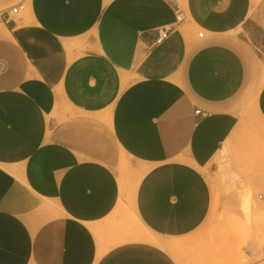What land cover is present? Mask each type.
Masks as SVG:
<instances>
[{
	"label": "crops",
	"instance_id": "0c3cea01",
	"mask_svg": "<svg viewBox=\"0 0 264 264\" xmlns=\"http://www.w3.org/2000/svg\"><path fill=\"white\" fill-rule=\"evenodd\" d=\"M0 12V264H178L129 237L128 207L160 242L193 234L224 148L216 182L242 188L227 200L264 186V161L242 170L251 143L264 151V86L249 111L243 48L264 59V0H0Z\"/></svg>",
	"mask_w": 264,
	"mask_h": 264
},
{
	"label": "rangeland",
	"instance_id": "374dc122",
	"mask_svg": "<svg viewBox=\"0 0 264 264\" xmlns=\"http://www.w3.org/2000/svg\"><path fill=\"white\" fill-rule=\"evenodd\" d=\"M251 54L256 59L251 65V77L255 88L250 90L248 97L245 98V103L250 104L248 109H251V94L264 86V59L254 51ZM250 140L252 141L251 138ZM245 153L246 158L243 161L245 166H242V170L244 169L251 176L258 175L256 173L259 163L264 161L260 160L258 156L261 155L264 158V151H259L257 144L251 143ZM228 161L229 158L226 155L222 159L221 166L216 159L213 161L217 166L218 173L213 176L216 190L210 215L197 231L181 240L185 243L184 248H180L176 254L169 252L178 264H264V200L259 199V195L264 197V186H257L255 182H251L247 186L253 196L249 211L250 225H248L244 214L240 211V198L231 200L225 198L224 190L242 189L237 188V183L233 184V180H239V176L232 175L230 184L227 186L224 184L223 187H220L221 183L216 182V180L225 178L224 172ZM235 161L242 162L241 159ZM205 171L209 179L211 177L209 167ZM122 173L123 177L125 174L127 178L135 176V173L131 174L130 171L122 170ZM237 194L239 196V193ZM126 215L129 217V226L137 228L129 207Z\"/></svg>",
	"mask_w": 264,
	"mask_h": 264
},
{
	"label": "bare ground",
	"instance_id": "6f19581e",
	"mask_svg": "<svg viewBox=\"0 0 264 264\" xmlns=\"http://www.w3.org/2000/svg\"><path fill=\"white\" fill-rule=\"evenodd\" d=\"M27 10L28 9L26 8V12H27ZM184 32H185V34H188L187 30H185ZM243 48L247 52V54L249 56H251L252 62L253 61L255 62L256 59L251 54L250 47H248L247 45H243ZM257 91L258 90H256L255 92H253V95L254 96L256 95V92ZM226 153L227 152H226V150L224 148L216 156L215 159L219 162V166H221L222 159L225 158ZM140 178H141V175L138 176V178L135 180L134 183L132 182L133 184H130L131 185L130 189L132 191V194L134 193L135 188H136V186H137ZM208 180H209V183H210V186H211V190L213 192V199H214V197H215V192L214 191L216 190L215 189V185H214V183L212 181H210V178ZM251 203H252V192H251L250 189H245L240 194V205L239 206H240V211L244 214L245 219H246V222H247L248 225H250L249 211L251 209ZM134 221H135V224H136L137 228L135 227L136 230L133 229V228L130 230L129 237L131 239L142 240V241H146V242H150V243H153V244L160 245L162 248H164L168 252L175 253V254H176V252L179 251L180 248H182V247L184 248L185 243L182 242V241H179V240H169V241H165V242H160L153 234H151L149 231H147L145 229V227L140 223V221H139L138 218L134 219ZM250 228H252V227H250Z\"/></svg>",
	"mask_w": 264,
	"mask_h": 264
},
{
	"label": "built area",
	"instance_id": "2783aa9c",
	"mask_svg": "<svg viewBox=\"0 0 264 264\" xmlns=\"http://www.w3.org/2000/svg\"><path fill=\"white\" fill-rule=\"evenodd\" d=\"M21 8V6H15L13 8H11L8 12L11 14H16L17 11ZM8 12H6L8 14ZM183 18L179 15V20H182ZM2 21V13L0 12V22ZM200 36H202V33L199 34ZM197 115L201 114L200 110H197L195 112Z\"/></svg>",
	"mask_w": 264,
	"mask_h": 264
}]
</instances>
